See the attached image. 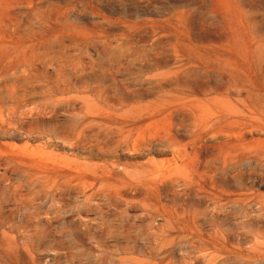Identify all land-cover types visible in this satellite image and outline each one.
I'll use <instances>...</instances> for the list:
<instances>
[{
    "label": "rangeland",
    "instance_id": "1",
    "mask_svg": "<svg viewBox=\"0 0 264 264\" xmlns=\"http://www.w3.org/2000/svg\"><path fill=\"white\" fill-rule=\"evenodd\" d=\"M0 264H264V0H0Z\"/></svg>",
    "mask_w": 264,
    "mask_h": 264
}]
</instances>
